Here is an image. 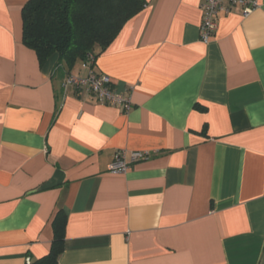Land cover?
I'll return each instance as SVG.
<instances>
[{"label":"crops","instance_id":"1","mask_svg":"<svg viewBox=\"0 0 264 264\" xmlns=\"http://www.w3.org/2000/svg\"><path fill=\"white\" fill-rule=\"evenodd\" d=\"M0 0V264H264V0L200 40L206 0H146L93 66L39 65ZM90 71L127 113L65 85ZM150 153L123 174L118 151Z\"/></svg>","mask_w":264,"mask_h":264},{"label":"trees","instance_id":"2","mask_svg":"<svg viewBox=\"0 0 264 264\" xmlns=\"http://www.w3.org/2000/svg\"><path fill=\"white\" fill-rule=\"evenodd\" d=\"M146 5V0H28L21 11L22 43L39 65L57 54V67L67 71L78 64L93 66ZM65 223L64 216H56L49 252L31 264H57Z\"/></svg>","mask_w":264,"mask_h":264},{"label":"built area","instance_id":"3","mask_svg":"<svg viewBox=\"0 0 264 264\" xmlns=\"http://www.w3.org/2000/svg\"><path fill=\"white\" fill-rule=\"evenodd\" d=\"M238 5L242 8L244 16L250 14L257 3L255 0H206L200 5L202 14L199 26L200 40L207 43L210 36L216 30L215 17L218 13L227 14L232 6ZM86 67V64H83ZM65 85H72L76 89H83L87 93L105 105L118 108L122 113H127L132 106L129 91H119L112 83L111 79L104 74H96L90 71L84 78L67 76ZM150 153L140 151H118L115 153L112 162L108 165L107 171L112 174H123L127 169L138 162L149 159Z\"/></svg>","mask_w":264,"mask_h":264}]
</instances>
